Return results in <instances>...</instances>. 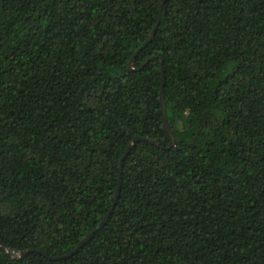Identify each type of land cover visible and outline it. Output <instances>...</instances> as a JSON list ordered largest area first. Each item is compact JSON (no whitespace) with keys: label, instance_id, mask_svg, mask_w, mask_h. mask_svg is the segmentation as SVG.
<instances>
[{"label":"trees","instance_id":"16d2710c","mask_svg":"<svg viewBox=\"0 0 264 264\" xmlns=\"http://www.w3.org/2000/svg\"><path fill=\"white\" fill-rule=\"evenodd\" d=\"M163 1L0 0V239L122 174L0 264H264V0Z\"/></svg>","mask_w":264,"mask_h":264},{"label":"water","instance_id":"95a60500","mask_svg":"<svg viewBox=\"0 0 264 264\" xmlns=\"http://www.w3.org/2000/svg\"><path fill=\"white\" fill-rule=\"evenodd\" d=\"M165 1L166 0H164L163 3L159 7V20H158L157 24L155 25L154 29L150 33V35H149L148 39L146 40V42L136 51V54L142 48H144L152 40L153 36L156 34L157 29L159 27L161 13H162V8H163V5H164V2ZM134 58H135V56L131 59V61L129 63V67L130 68L133 65ZM151 59H154V58H151ZM162 79H163V85H164V83H165L164 69H162ZM161 104H162V109H163V116H164L165 127H166V130H167L168 135H169L170 140H171V146H174L176 144V139L173 136V133H172V131L170 129V126H169L168 114H167L166 103H165V96H164V87H162V90H161ZM140 140H149V139L148 138H144V137H137V138L134 139V141L132 142V144L127 149L126 154L122 158V168H123V160L125 159V157L127 156V154L130 152V150L135 146V144L137 143V141H140ZM154 143H156V142H154ZM121 187H122V174H120V177H119L118 187L116 189V194H115V202L112 205L110 211L103 217L102 221L99 223V225H98L97 228H95L90 233H88L80 241V243H79L78 246H76L73 250H71L70 252H68L66 254L59 255V256H50V255L46 254L45 252H42V251H40L38 249H27V250H23V251H16V250H13V249L9 248L8 245H7V243L4 242L2 239H0V246L3 247L4 249H6L9 253H11L16 258H22V257H24L25 255H28L31 252H39L40 254H43L44 256H46V257H48L50 259H53V260H59V259H63V258H69V257L73 256L75 253H77L82 247H84V245H86L92 239V237L107 223L108 218L110 216V213L114 209V207H115V205H116V203H117V201L119 199Z\"/></svg>","mask_w":264,"mask_h":264}]
</instances>
